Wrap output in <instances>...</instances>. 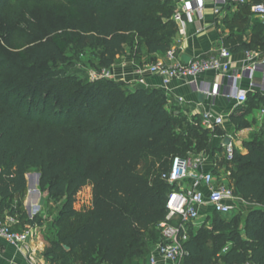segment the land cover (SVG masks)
Wrapping results in <instances>:
<instances>
[{"label":"trees","instance_id":"1","mask_svg":"<svg viewBox=\"0 0 264 264\" xmlns=\"http://www.w3.org/2000/svg\"><path fill=\"white\" fill-rule=\"evenodd\" d=\"M42 1L51 0H0V20L18 2ZM63 1L66 26L41 41L17 42L10 56L0 52V220L7 210L15 211L12 201L21 202L30 168L38 170L48 204L62 200L61 215L67 218L78 216L77 195L91 186L88 218L47 250L50 264H74L71 252L77 249L85 259L96 253L103 264H130L148 256L161 239L171 191L161 171L175 156L211 152L212 131L201 117L170 110L159 89H131L105 77L80 81L55 69L67 55L87 48L100 50L98 73L126 54L140 66L152 63L155 54L171 48L178 32L173 0ZM257 27L263 48L264 26L257 22ZM246 47L241 41L231 45L233 51ZM14 95L22 102L30 98L21 102L29 105L20 109L10 100ZM37 97L45 102L42 113L32 104ZM246 105H264V95L249 94ZM238 123L249 127L245 118ZM245 145L248 152L235 150L227 168L236 195L260 206L243 217L214 214L204 227L212 236L202 241L188 231L183 244L188 255L181 264L190 257L196 264H216L217 258L225 264H264V130ZM20 226L12 230L21 231Z\"/></svg>","mask_w":264,"mask_h":264},{"label":"built area","instance_id":"2","mask_svg":"<svg viewBox=\"0 0 264 264\" xmlns=\"http://www.w3.org/2000/svg\"><path fill=\"white\" fill-rule=\"evenodd\" d=\"M173 1L177 4L173 19L179 25V31L182 34L186 33L189 23L205 19L208 0ZM210 2L215 16L221 15L223 9L227 7L249 6L251 13L257 16L264 25V0H210ZM246 55L250 64L242 67L238 72L233 71L232 87L223 90L227 97L235 99L238 104H246L248 101L249 91L239 87V80L243 77L250 79V91L264 95V81L259 83L254 80L259 72L263 74L264 80V56L260 58V55L254 52H246ZM230 56V50L222 47L216 56L200 55L181 63L175 62V49L171 47L161 58L148 64L142 71L159 75L164 84L175 79L189 80L204 94L215 97L221 93V86L207 82L198 85L197 78L208 72L222 74L229 71L231 69ZM108 75L107 70H103L96 73L93 78L98 79ZM139 82L143 83V80ZM179 101L182 102L183 99L180 98ZM223 122L224 119L221 116L215 117L211 113H206L202 120L203 126L212 131ZM234 154L233 143L225 145L224 164H230ZM206 162V153L186 157L175 156L170 167L161 171V180L171 187L166 202L168 215L166 220L159 225L161 239L149 254L148 264H159L158 257L170 264H181V261L188 255L183 244L188 240L189 228L199 223L208 207L212 208V213L220 215H229L236 210L239 196L235 193L230 172L222 175L217 172L218 165L206 169ZM0 236L24 248L32 238V229L13 231L10 224L0 220Z\"/></svg>","mask_w":264,"mask_h":264},{"label":"crops","instance_id":"3","mask_svg":"<svg viewBox=\"0 0 264 264\" xmlns=\"http://www.w3.org/2000/svg\"><path fill=\"white\" fill-rule=\"evenodd\" d=\"M173 3L175 11L177 4L174 1ZM207 4L208 8L206 10L205 19L200 22L189 23L185 34L179 31V25L177 24V42L171 47L175 49V62L181 63L188 62L191 58L200 55L216 56L222 47L228 48L231 52V69L229 71L222 74L218 72H208L197 78L198 85L204 82L220 85V94L215 97L208 96L198 90L195 84H191L189 80L186 79H175L168 84H164L159 75L142 71L148 64H144L143 66L138 65L129 54L126 57H120L122 61L120 60V64H118L117 67L113 65L114 68L112 70L115 75L113 79L126 82L131 89L142 87L156 88L163 91L167 97V107L175 110V112H182L190 118L198 116L201 117L202 120L206 113H211L215 117L221 116L224 119L223 124L216 126L213 131L211 130V152L206 153L207 162L205 168L210 169L212 166L218 165L219 168L217 172L223 175L230 172L227 168L229 164H224L226 139H229L230 142L233 143L235 150L245 154L248 152L245 144L249 142L246 139L250 129V127H237L235 129L234 125H231V119L241 118L243 115V108L248 106L246 104H238L235 99L227 97L223 93V90L232 87L234 83L231 77L233 71L238 72L242 67L250 64L246 52L258 53L260 58H263L264 47L262 48L260 44L263 32L257 27V22H261V20L251 13L249 6L227 7L223 9L221 15L215 16L212 12L210 0L207 1ZM228 38L230 40L226 45L225 42ZM237 41H241V44H246V49L233 51L231 45ZM162 56L163 54H155L153 57L156 60ZM141 79L143 83L139 82ZM254 80L262 83L264 81L263 74L261 72L257 73ZM249 85L250 79L248 77H243L239 80V87L248 90V96L249 94H257L250 91ZM180 98L183 99L182 102L179 101ZM260 109L264 115V105H261ZM240 199L244 201L239 196V200ZM213 215L212 208L208 207L203 216H201L199 223L195 226H198L201 222H206L208 224ZM40 242L42 243L41 240ZM24 252V248H20L0 236V264H29L28 259L24 257ZM148 256L146 257L147 264ZM158 261L159 264H170L161 257H158Z\"/></svg>","mask_w":264,"mask_h":264},{"label":"rangeland","instance_id":"4","mask_svg":"<svg viewBox=\"0 0 264 264\" xmlns=\"http://www.w3.org/2000/svg\"><path fill=\"white\" fill-rule=\"evenodd\" d=\"M164 1V0H163ZM151 14H154L151 13ZM66 8L63 0H51L42 2H18L8 12L7 16L0 20V52L5 56H10L15 53L14 45L17 42H26L29 44L34 40L41 41L50 37V35L66 26ZM165 32L160 33L162 36ZM139 42L143 44V40L139 39ZM177 42L176 35L172 39V45ZM128 50V49H127ZM100 50L98 48H87L83 54L72 53L66 56V62L57 66V71H66L68 76H72L75 80H84L90 77L93 80V76L98 73L96 71L98 64V56ZM128 54L124 55L125 57ZM118 59L115 63L116 67L120 64ZM114 65V66H115ZM112 66L107 72L108 76L105 78L113 79ZM15 96L10 99L20 109H24L29 105L22 104L28 102L30 98L25 101H21V98ZM22 102V103H21ZM34 107H38V113H42L41 107L45 104L40 97H37L35 102H32ZM51 105V104H48ZM25 106V107H24ZM175 112V110L170 109ZM242 118H245L247 126L250 127L247 139L249 142L257 140L261 132L264 130V115L260 107L258 108H243ZM53 111H48L46 114H52ZM176 114L178 112H175ZM239 119H231V125H234L235 129L238 127ZM186 123L184 126L186 127ZM242 138V137H240ZM38 170L36 168H30L27 172V188L19 200L12 201V206L15 211L11 212L7 210V216L4 221L11 226L20 224V228L25 230L32 229V238L24 247V257L28 259L29 264H50V259L47 257L46 252L53 247L54 243H60L65 234L71 233L75 227L82 224L89 216L90 208L92 206V188L87 186L83 188L77 195V202L75 208L79 211L76 218L71 219L61 215L60 207L62 200L51 201L49 204L46 199V195L41 192L39 188ZM33 188L35 191H32ZM259 204H248L241 199L237 201V208L231 213L228 219L231 217H243L250 210L255 207H259ZM56 209L51 210L50 209ZM33 221V223H27ZM206 222H201L198 226L191 227L189 232L190 236L199 237V241L204 238L211 237L212 234L207 229ZM42 241V243L40 242ZM227 241H224L223 245H226ZM154 246H151L153 248ZM83 252L80 249L71 252V260L74 264H103L99 262V257L92 256V259H85ZM90 257V256H89ZM98 258L93 261L94 258ZM147 257V256H146ZM145 256L136 257L130 264H147ZM184 260V259H183ZM182 260V261H183ZM186 264H196L195 258H188ZM216 264H225L222 259L217 258Z\"/></svg>","mask_w":264,"mask_h":264},{"label":"water","instance_id":"5","mask_svg":"<svg viewBox=\"0 0 264 264\" xmlns=\"http://www.w3.org/2000/svg\"><path fill=\"white\" fill-rule=\"evenodd\" d=\"M230 142L229 139H226L225 144L227 145ZM38 178L40 179V174H38Z\"/></svg>","mask_w":264,"mask_h":264},{"label":"bare ground","instance_id":"6","mask_svg":"<svg viewBox=\"0 0 264 264\" xmlns=\"http://www.w3.org/2000/svg\"><path fill=\"white\" fill-rule=\"evenodd\" d=\"M36 189V188H35ZM35 189L33 188V190L32 191H35Z\"/></svg>","mask_w":264,"mask_h":264}]
</instances>
